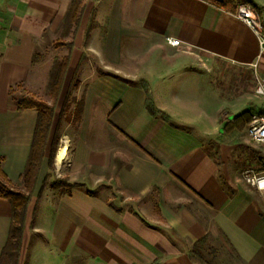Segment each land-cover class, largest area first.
Masks as SVG:
<instances>
[{
  "label": "crops",
  "instance_id": "1",
  "mask_svg": "<svg viewBox=\"0 0 264 264\" xmlns=\"http://www.w3.org/2000/svg\"><path fill=\"white\" fill-rule=\"evenodd\" d=\"M72 1L0 0V156L14 184L38 113L17 110L12 92L41 84L33 63L39 41L60 29ZM248 1L264 21V0ZM84 2L46 153L78 68L84 115L65 156H57L61 147L55 158L57 178L70 188L59 196L47 184L38 201L41 177L19 264H201L191 251L203 238L235 264H264V197L225 176L227 122L219 108L202 111L199 83L216 66L254 71L258 63L262 75L255 34L210 0ZM11 215L0 196V257Z\"/></svg>",
  "mask_w": 264,
  "mask_h": 264
},
{
  "label": "trees",
  "instance_id": "2",
  "mask_svg": "<svg viewBox=\"0 0 264 264\" xmlns=\"http://www.w3.org/2000/svg\"><path fill=\"white\" fill-rule=\"evenodd\" d=\"M214 5L222 8L226 11L234 13L239 1L235 0H210ZM86 9V3L84 0H73L63 18L60 26L61 38H69V42H57L56 48L66 47L68 54L62 59H55L52 63L49 80L47 83V90L51 99V103H47L45 100L40 99L34 95H25L20 98H14L11 96V104L17 110H35L38 113L37 123L34 131L33 141L27 163L23 174L21 175V190H13L10 188L11 181L3 171L2 163L3 157L0 156V196L9 201L11 205V226L9 230V236L7 243L2 251L0 257V264H19L22 254L23 241L28 223L29 206L33 198V194L39 184V181L43 175V171L46 168L47 172L42 180V187L38 195V201L42 196V190L49 184L56 192L57 195H63L70 188V184L67 179L53 180L52 171L55 169V155L59 146L60 130L64 121V117L70 110V104L75 102V110L73 122L80 123L85 110L86 95L83 93L81 99L76 101L72 98V92L76 85L78 68L71 80L69 89L66 93L65 99L60 107L58 121L54 129L53 138L50 144L49 154L46 156L49 138L53 128V122L57 104L63 89L65 78L67 76L71 54L74 46V40L78 29L80 28L83 14ZM91 29V27H90ZM85 59L82 56V61ZM37 62V52L33 58V63ZM147 109L153 116L158 115V111L155 108L154 102L150 96L147 98ZM253 114L244 112L240 116H234L231 121H228L224 126L225 132H230L234 121L238 117L245 116L243 124L240 126L245 127L249 122ZM232 124V125H231ZM38 202L35 205L34 212L36 211ZM206 238L198 241L192 251L191 256L198 259H203L204 245Z\"/></svg>",
  "mask_w": 264,
  "mask_h": 264
},
{
  "label": "rangeland",
  "instance_id": "3",
  "mask_svg": "<svg viewBox=\"0 0 264 264\" xmlns=\"http://www.w3.org/2000/svg\"><path fill=\"white\" fill-rule=\"evenodd\" d=\"M61 36V31L58 29L52 33H48L41 41H39L37 48V71L40 74H37V76L38 78H41V84L38 81L37 87L32 89L33 91H30L29 88L25 86L15 88L12 92L14 98H20L25 95H34L45 100L47 103H51L49 92L47 90V83L52 63L56 58L62 59L68 54V49L66 47L56 48L55 43L70 41V37L63 39ZM202 72L204 74L207 73L205 70H202ZM45 73H48L46 83L44 82L46 78ZM208 75L209 76L206 79L207 82H204L203 80L199 82L201 86L200 96L204 102L202 105V111L211 113L213 108L223 110L221 112L222 123L228 122V115L229 119H232L234 116H240L244 112L250 114L264 113V102L262 101V98L257 96L254 92L257 82L255 71L252 69L249 70L242 67L237 68L225 65L216 66L215 68L210 69ZM71 76L72 71L69 77L71 78ZM79 79L80 77L78 75L76 85L72 92V98L76 101L81 99L85 87V84ZM211 79L214 81V84L212 83V85ZM212 88L217 91V94L213 93ZM75 107V102H72L70 104V110L64 117L60 130L57 152L63 147L64 143L67 142L69 138L75 137V132L79 125V123L73 122ZM244 119L245 116L238 117V119L234 121V124H231V131L225 132V137H227L225 143L227 147L224 152L222 169L226 177H230L234 181L248 186L249 184L245 179L246 171L249 170L251 175L254 176L264 175V145L255 143L248 138L246 133L249 122L245 127L240 129ZM45 171L46 168L43 171L42 178ZM52 175L51 181L61 180L60 178H57L55 169L52 171ZM249 186L252 187L251 185ZM10 188L16 191L21 190L22 184H14L11 182ZM252 188L258 191L255 187ZM208 243L209 242L206 240L204 248L202 249V251H205L203 259H199L201 264H235L233 257L227 254L224 249L220 248V246H213L214 244L218 245V243L210 242L209 244V247H212L216 252L209 249L207 246Z\"/></svg>",
  "mask_w": 264,
  "mask_h": 264
},
{
  "label": "built area",
  "instance_id": "4",
  "mask_svg": "<svg viewBox=\"0 0 264 264\" xmlns=\"http://www.w3.org/2000/svg\"><path fill=\"white\" fill-rule=\"evenodd\" d=\"M239 1L236 11L233 13L236 18L242 21L257 37L260 55L259 59L264 55V21L258 9L248 0ZM167 42L173 46H178L180 40L167 38ZM257 82L255 86V94L262 98L264 102V72L262 75L258 73V63L253 65ZM248 138L258 144L264 145V113L253 114L247 128ZM245 179L249 185L255 187L258 192L264 197V175L254 176L250 171L245 172Z\"/></svg>",
  "mask_w": 264,
  "mask_h": 264
},
{
  "label": "bare ground",
  "instance_id": "5",
  "mask_svg": "<svg viewBox=\"0 0 264 264\" xmlns=\"http://www.w3.org/2000/svg\"><path fill=\"white\" fill-rule=\"evenodd\" d=\"M65 154H66V149H65V147H62L61 149H60V151H59V153H58V158L61 160L64 156H65Z\"/></svg>",
  "mask_w": 264,
  "mask_h": 264
}]
</instances>
